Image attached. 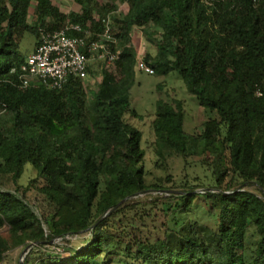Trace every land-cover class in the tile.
<instances>
[{
    "label": "trees",
    "instance_id": "trees-1",
    "mask_svg": "<svg viewBox=\"0 0 264 264\" xmlns=\"http://www.w3.org/2000/svg\"><path fill=\"white\" fill-rule=\"evenodd\" d=\"M74 1L81 10L65 13L52 0H0V262L29 246L22 264H264V0ZM103 18L117 40L111 50H121L117 73L99 61L87 68L98 78L92 87L18 84L25 32L37 43L40 29L99 30ZM133 27L155 47L143 56L154 73L175 71L215 113L187 134L181 101L155 103V167L173 156L189 166L195 156L204 170L196 182L170 173L147 182L142 132L125 118L135 115ZM29 169L47 214L25 189L2 187ZM81 234L82 245L70 244Z\"/></svg>",
    "mask_w": 264,
    "mask_h": 264
},
{
    "label": "rangeland",
    "instance_id": "rangeland-1",
    "mask_svg": "<svg viewBox=\"0 0 264 264\" xmlns=\"http://www.w3.org/2000/svg\"><path fill=\"white\" fill-rule=\"evenodd\" d=\"M96 1L102 4L106 0ZM52 2L65 13L79 12L81 10L80 6L74 0H52ZM126 10L127 5L125 3H117V13H124L126 12ZM94 15L95 18H98L97 13H95ZM32 20L33 14L31 12L29 21L32 22ZM130 35L131 44L135 49V52L141 49H144L143 55L147 52L150 54H153L155 52V47L146 39L140 27H133L130 30ZM35 46V36L30 32H25L19 41L17 52L21 56L26 57L34 50ZM89 64L94 70H98L101 65V63H99V60L95 59H91ZM105 67L112 73L116 72L113 64H106ZM133 72L134 82L130 87L129 93L130 108L134 109L135 115L127 112L125 118L128 122L136 126L142 132L141 148L144 151L143 163L147 173V182H155L157 180V177L163 178L167 173L172 174V178L176 182L184 181V176H187V174L189 176V180L196 182L194 177H196L197 175H203L204 170L202 167H200L199 164H194V161L198 160L195 156L193 157V160L189 164V166L184 165V161L181 157L173 156L168 159L167 167H165L164 169L155 167L154 162L156 160V156L153 151L154 133L152 129V120L155 117V103L158 99L168 101H181L182 107L184 109L183 129L187 134L194 133L197 126L202 124V122L205 121L208 116H215V113L206 112L203 109V107L198 103L196 96L187 90L184 80L175 71H170L168 73L155 72L153 74H148L138 69L137 63L135 62ZM97 80L98 78H95L94 76L89 74L87 78L83 80V83L84 86L89 85L90 87H92L94 82H96ZM188 161L190 162L191 159H188ZM32 177H34V171L32 169H29L22 175L17 184H12L8 178H4L2 187L3 189L9 190L10 192H15V186H19L20 192L25 189V201L30 206H32V208H34L37 214H39L38 211L47 214L50 211L49 205L46 203L43 196L38 191H36L32 187H29V180ZM244 187H247L249 190L259 194V192L254 188V184H250L247 186L244 185ZM20 192L18 193L19 195H21ZM149 193H152V191H149L147 194ZM145 195L146 194H144V196ZM2 233L3 235L6 234L5 229L2 230ZM86 237L87 234L73 236L71 238L70 244L74 246H80L84 243ZM58 242H60V244L63 246L67 245V242L65 241L58 240ZM28 251L29 247L26 246H20L10 249L9 251L4 253L3 259L0 264H21Z\"/></svg>",
    "mask_w": 264,
    "mask_h": 264
},
{
    "label": "built area",
    "instance_id": "built-area-1",
    "mask_svg": "<svg viewBox=\"0 0 264 264\" xmlns=\"http://www.w3.org/2000/svg\"><path fill=\"white\" fill-rule=\"evenodd\" d=\"M102 29L86 28L77 22H67L53 30H39V40L17 68L16 79L21 87L40 83L50 89L64 86L70 79L84 80L91 59L114 64L120 48L111 50L116 43L109 18H103ZM143 50H137L138 69L153 74L154 69L143 60Z\"/></svg>",
    "mask_w": 264,
    "mask_h": 264
},
{
    "label": "clouds",
    "instance_id": "clouds-1",
    "mask_svg": "<svg viewBox=\"0 0 264 264\" xmlns=\"http://www.w3.org/2000/svg\"><path fill=\"white\" fill-rule=\"evenodd\" d=\"M80 24H81V23H80ZM82 25L85 26L84 24H82ZM86 25H87V24H86ZM85 27L88 28L87 26H85ZM38 40H39V38H38ZM37 43H38V41H37ZM37 43H36V45H37ZM35 48H36V46H35ZM35 48H34V50H35ZM34 50H33V51H34ZM33 51H32V52H33ZM29 54H30V53H29ZM24 58H25V57H24Z\"/></svg>",
    "mask_w": 264,
    "mask_h": 264
},
{
    "label": "water",
    "instance_id": "water-1",
    "mask_svg": "<svg viewBox=\"0 0 264 264\" xmlns=\"http://www.w3.org/2000/svg\"><path fill=\"white\" fill-rule=\"evenodd\" d=\"M122 202H123V201L119 202V204H121ZM27 247H29V246H27ZM23 260H24V258H23ZM23 260H22L21 264L23 263Z\"/></svg>",
    "mask_w": 264,
    "mask_h": 264
}]
</instances>
